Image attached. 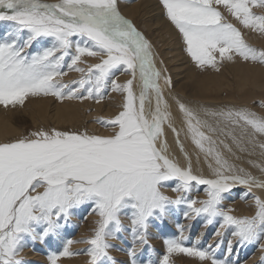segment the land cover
Instances as JSON below:
<instances>
[{
    "label": "snow or ice",
    "instance_id": "1",
    "mask_svg": "<svg viewBox=\"0 0 264 264\" xmlns=\"http://www.w3.org/2000/svg\"><path fill=\"white\" fill-rule=\"evenodd\" d=\"M160 2L198 69L218 72V60L232 61L234 57L264 64V50L249 45L220 11L221 7L227 9L244 27L264 34V15L253 12L254 8H264V0ZM0 21L15 25L10 33L15 38L0 43V105L5 108L39 96H52L61 102L91 99L100 103L109 86L112 92L124 94L122 110L113 119L97 121L118 129L110 136L52 128L33 132L31 137L0 142V264H22L17 257L25 247V235L43 241L57 233L63 226L59 221H67L72 208L86 203L99 217L93 234L81 241L68 240L62 252L49 256L50 264L80 255L71 250L73 243L89 246L84 253L89 257L88 264H115L109 241L121 231L120 214L124 209L132 210L129 264H138L137 251L150 246V218H164L170 206L180 205L186 206L187 219L203 215L206 226L220 218L217 237L231 227L241 245L258 243L264 249V198L253 195L255 210L250 216L233 215V209L224 207L225 194L235 186H245L251 192L254 187L264 189V181L231 164L217 140L209 135L219 131L240 151H247L249 144L264 150V143H256L258 136H264V116L246 107L197 109L172 96L193 144L215 165H208L211 178L195 174L179 138L180 131L170 123L169 101L160 84L163 80L171 89L172 78L156 68L151 43L122 15L118 0H0ZM25 31L27 38L20 43ZM45 38L51 39L50 47L32 55L26 52L33 42ZM84 56L98 57L99 62L79 67ZM66 57L70 63H65ZM65 67L82 74L71 86L58 79L68 74ZM117 71L131 78L118 83L113 78ZM137 79L142 83L138 96L134 91ZM150 96L154 97L155 107L146 111ZM201 113L209 119L201 118ZM165 124L189 160L187 166L169 155L168 144L162 139ZM219 145L232 152V145L224 140H219ZM173 180V191L186 194L195 186H205L207 198H170L161 188ZM37 225L45 226L42 233L36 232ZM186 240L181 226L177 238L164 241L167 254L160 264H171L173 254L196 258L201 264H229L227 258L216 256L219 243L201 248L197 246L199 238L192 246H186ZM231 247L229 241V253Z\"/></svg>",
    "mask_w": 264,
    "mask_h": 264
},
{
    "label": "bare ground",
    "instance_id": "2",
    "mask_svg": "<svg viewBox=\"0 0 264 264\" xmlns=\"http://www.w3.org/2000/svg\"><path fill=\"white\" fill-rule=\"evenodd\" d=\"M49 2H51V1H49ZM118 3L120 6V10H121L122 15H124L127 19H130V18H132L134 20L138 19V21L142 24V26L146 29V31L148 33H150V35H152V40L154 42V47L152 45V52H153V57H154L156 68L158 70H160L163 75L170 76L172 78V81H173V87L171 89H168L164 85L163 80L160 81V84H161L163 91H164L165 99H167L169 101V105H170V108H169V111L171 112L170 123L174 127H176L178 131H180V137L179 138H180L181 142L183 143L184 149L187 152L188 157L191 161L193 172L195 174L204 175L205 177L211 178L212 177V169L209 168L208 165L210 163H213V166H215L214 162L211 160L210 157L206 160L205 155L202 152H200L199 149L193 144L191 137H190L189 133L187 132L186 126L183 123L182 114L179 113V111L177 110V108L175 106V101H173L171 99V97L176 96L179 99H181L182 101L187 102L189 104V106L197 108V109L200 106H204V107L214 109V110H219L221 108H230V107H236V108L246 107L247 109L257 113L259 116H264V106L261 107V106L256 105L259 102H260V104L264 105V65L258 66V64L260 65V63H258L257 66L255 65V67H254L253 65L251 66L249 63V65H250L249 66L246 64L247 62L245 63V61H241L240 58L238 59L237 57H234V59L232 61H228V60H224L223 62L221 61L222 63L220 62L218 64V67L220 69L218 72L212 68H206L204 70L198 69L197 67H195L194 62L191 60L190 56L182 48L180 35L178 34L175 27L165 18L163 8H161L160 5L157 4V3H159L158 1L152 0V3H153L152 5H144L143 0H134V1L119 0ZM236 20L237 19L235 18L234 21H236ZM138 21H136V22H138ZM8 22H10V21H8ZM6 23H7V21H6ZM5 25H7V24H5ZM238 25H240V24H238ZM8 27H9V25H8ZM8 27H6V29ZM10 27H11V25H10ZM1 29H2V27H1ZM13 29L14 28L12 27V30ZM4 30H5V28H4ZM12 30H10L9 33H11ZM3 32H1V34ZM242 32H243V30H242ZM9 33H7L8 36L10 35ZM3 34H2V36L5 37V35H3ZM246 34L248 36H250V38L252 39L251 35L253 34V31L249 32V30H247ZM9 38L11 39L12 37H9ZM9 38H8V40H9ZM13 38H14V36H13ZM253 38L255 40H259L260 44H262L264 46V39L262 38V36H260V37L256 36ZM3 40H5V39H3ZM3 40H2V42H3ZM8 40H5V41H8ZM47 40H48V42L51 41V40L49 41L48 38H47ZM47 40H45V43L43 42V44H41V45H43V46H44V44L46 45ZM252 43H251V45H252ZM33 44H35V43H33ZM151 44H152V42H151ZM41 45H40V47H41ZM47 46H49V45L47 44ZM47 46H45V47H47ZM36 47L35 46H34V48L30 47L29 49L30 50L35 49ZM255 47H258V45ZM38 48L39 47H37V50H38ZM35 51H36V49H35ZM81 59H82V62L78 65L79 67H83V66L85 67L83 62H86V61H88V62L91 61L93 63H96V61L99 62L98 57H86V56H84ZM254 64H255V62H254ZM219 65H222V67ZM87 66H88V64H87ZM69 72L65 76L66 79L63 78V80H68L71 78V82H72V79L74 77H76L78 75V73L75 71H69ZM130 78L131 77L128 74H122V76L119 78V82H121V84H122ZM66 83H67V81H66ZM69 84H71V83H69ZM141 90H142V83L139 79H137L134 82V91H135L137 96L139 95ZM252 92L253 93L257 92L255 95L260 97L261 100L253 101L251 99L252 95H253ZM119 94H121V93H119V92H113L112 94L109 93L110 98L108 97V99H109V100H107L108 102L107 103L105 102L104 105H102V103L97 104L96 108L94 110V115H99L102 112H104L105 114H108V115L109 114L111 115L113 113H116V115H117L119 113V111L122 110L123 99H124L123 94L122 95H119ZM255 95H253V96H255ZM51 101L52 100L49 97H44V96L35 97V99H31L29 101L30 102V103H28L29 106L26 108V111L24 110L25 111L24 113L27 116L29 114L31 117V120H34L36 123L37 122H43V121L50 118V119H52V121L54 120L56 123L60 122V120H61L64 122H71V124H76V123L79 124L80 122L85 121L86 119L89 118V114H87V112L85 111V108L87 105L86 101H77V100H71V101L65 100L62 102L59 100H57L55 102L54 101L51 102ZM105 104H106V106H105ZM154 107H155L154 97L150 96L149 101H146V104H145L146 111L152 110V109H154ZM5 112L6 111L0 110V140H5L8 137H11V136L18 134V132H19L18 126H16L15 123L13 124L14 121H13L11 114L8 111H7V113H5ZM105 114H103V115L105 116ZM201 118L209 119L208 117H204L203 113H201ZM108 120H110V119L108 118ZM78 124H76V125H78ZM213 124H214V122H213ZM91 125L92 124H90V126ZM214 126H215V124H214ZM92 128L93 129L99 128L98 133H99V135H102V136H110L111 134H113L112 132L114 130L115 131L118 130L116 128H109V127H104V126L97 127L95 125H93ZM205 131H207V130L205 129ZM209 135H212L213 139L217 140V144H218L220 151L223 152L225 158L228 159L231 164H234L237 168H244L246 170V172L250 173L251 175L256 177L258 180L264 181V171L261 170V169H264V154H262V152H264V150H262L258 146H253V145L249 144V145H246L247 151H240L238 148H236L234 145H232V141L228 137L221 135L219 131H217L215 133H209ZM14 138H15V140L19 139L16 136ZM162 139L165 140L168 144L169 155L171 157H173L175 160H177L181 166H187L189 160L185 159L184 153H182L180 151L179 145L176 143V136L171 131V129L168 127L167 124L164 125V136L162 137ZM219 140H224L229 145H232V152H228L227 150H225L223 148L222 145H219ZM256 143H257V145L259 143H264V136H258L256 138ZM249 161H253L254 164L249 163ZM204 188H205V186H195L194 192L193 191L192 192L193 193L199 192L198 193L199 195L206 196V192H205ZM169 189H170V187H169ZM192 192H190V193H192ZM171 194H173V193H171ZM253 195L260 196L261 198H264V189L254 187L251 189V192H249L245 186L237 185L229 193L225 194L226 199L224 200V203H225L227 208H231L233 210L235 208L238 210V212H242L241 214H243L244 212H247V211L248 212L253 211V213H254L255 209H254ZM241 197H244V198L241 199ZM90 208H91V206H90ZM181 210L183 211L182 208H181ZM184 211H186V210H184ZM237 214H236V216H238ZM246 214L247 213H245V215ZM199 217H201V216H199ZM89 218H91V217H89ZM130 218H131V216H130ZM198 219L200 220V218H198ZM202 220H204V219H201V221ZM169 221H173L171 216H169ZM202 223L201 224L203 226L201 225V227L204 230L206 228V221H202ZM219 223H220V221H219ZM171 224H172V226L174 225L173 222H171ZM186 224H187V222H186ZM86 228H87V225H85L83 228H81V230H85ZM189 228H192L191 224H190ZM229 228H231V227H229ZM195 229H196V227H195ZM198 230H200V229H198ZM231 230H233V229L231 228ZM186 231H187V228H186ZM170 232H171V230L166 231L165 235H163V233L160 235L165 236V238H166L167 236H169ZM198 233H200V232H198ZM122 234H124V232ZM227 234L225 235L226 237H227ZM229 235H230V233H229ZM232 237H233V235L231 234L230 238L232 239ZM153 238H156V236L153 235ZM213 238L215 239V237H213ZM74 239H76V238H74ZM77 239H81V238L78 237ZM67 240H68V238H67ZM128 240H129V238H128ZM233 241H234V238H233ZM155 242H157L158 246H161L162 242L164 244V241L159 240V239H156ZM226 243H229V241ZM77 245H78V243L73 244L72 246H73V248H75V247H77ZM123 247H124V245H123ZM253 247H254V245H253ZM48 248L49 249L46 251L48 254L46 252H44V253L46 255L50 256L52 254V251H50V246ZM23 249L25 250V248H23ZM51 249L52 250L54 249V244L51 246ZM232 249H233V247H232ZM228 251L229 250H226V252H228ZM249 252H250V250H249ZM254 252L256 253V251H254ZM118 253H120V252H118ZM240 254H242V253H240ZM46 255L45 256L43 255V258H45L47 261ZM252 255H255L257 257L258 253H256V254L253 253ZM181 256H182V254H181ZM255 256H251L253 258V261L256 259ZM71 258H73V259H71ZM62 260H64L65 262H68L70 264H83L86 261V259H83L81 257H74V256L70 257V258H62ZM62 260L59 261L60 262L59 264H65V262ZM183 260H185V259H183ZM240 260H242V259H240ZM249 260L250 259H248V261ZM228 261H229V259H228ZM85 263H87V262H85ZM190 264H194V263L191 262ZM199 264H201V263H199Z\"/></svg>",
    "mask_w": 264,
    "mask_h": 264
},
{
    "label": "rangeland",
    "instance_id": "3",
    "mask_svg": "<svg viewBox=\"0 0 264 264\" xmlns=\"http://www.w3.org/2000/svg\"><path fill=\"white\" fill-rule=\"evenodd\" d=\"M48 2L51 1V2H56V0H47ZM119 1V0H118ZM131 1H134V0H131ZM158 1L159 3H157L158 5H160V7L162 8L161 6V2L160 0H156ZM143 4L144 5H152V0H143ZM223 7L220 8V11L222 12V15L224 17V20L228 23H232L234 26H236L238 29H240L241 33L243 34V38L245 39V41L255 47L258 45V47H255L257 50H264V46L262 44H260V41L259 40H255L253 37H260L262 36V38L264 39V34L260 33L259 31H255L253 29H247L245 28L238 20L234 21L235 17H233L231 15V13ZM121 11V10H120ZM164 11V9H163ZM226 12V13H225ZM228 12V13H227ZM253 12L256 13L257 15H264V8H254L253 9ZM164 14H165V11H164ZM165 18H166V15H165ZM131 21L136 24L135 26L137 27V29L139 31H141L143 34H145L144 36L149 40V42L153 45L154 47V42L152 40V35H150V33H148L146 31V29L142 26V24L137 20H134L132 18H130ZM167 19V18H166ZM168 20V19H167ZM138 21V22H136ZM5 22V23H4ZM136 22V23H135ZM0 43H4L5 40H8L9 37H12L11 39L9 38V40L11 41L13 38L12 35H9L7 33L10 32V30H12V27L14 28V23L13 22H8L6 23V21H0ZM4 23V24H3ZM9 23V24H8ZM7 24V25H5ZM240 24V25H238ZM9 25V27H8ZM11 25V27H10ZM2 27V29H1ZM5 30H4V28ZM6 27H8L6 29ZM240 27V28H239ZM243 32H242V30ZM245 29V30H244ZM249 30V32L253 31V36L251 35L252 39L250 38V36H248L246 33H247V30ZM177 30V29H176ZM4 31V32H3ZM13 31V30H12ZM1 32H3L2 34L5 35L2 36ZM178 32V30H177ZM6 33V34H5ZM12 33V32H11ZM27 32H22L21 33V40L19 41L20 43H22V41L24 39L27 38ZM10 34V33H9ZM26 34V35H25ZM179 34V32H178ZM7 35V36H6ZM180 35V34H179ZM148 36V37H147ZM4 37V38H3ZM24 38V39H23ZM180 38H181V35H180ZM3 42H2V40ZM49 41L51 40L50 38H48ZM75 39V38H74ZM7 41V42H10V41ZM45 40H47V38L41 40L42 42L39 44L37 42H33L35 44H33L35 47H39L38 50H37V47L35 49H26V52L29 54V55H32V54H35L36 52H39V51H42L43 50V47L45 48V46H47V44L49 46L47 47H50L52 41L46 42V45L43 44V42L45 43ZM6 42V41H5ZM251 42V43H250ZM181 43H182V48L184 49V44L182 42V39H181ZM255 46H254V45ZM257 44V45H256ZM31 46L32 48H34V46ZM41 45V47H40ZM43 46V47H42ZM262 48V49H261ZM28 50V51H27ZM155 50V49H154ZM217 56H218V53H217ZM87 57V56H86ZM239 59V57H237ZM241 61H243L242 59H240ZM91 62V61H90ZM88 61L86 62H83V64L85 65V67L87 68V64L89 65ZM97 62V61H96ZM221 61H218V64L220 63ZM223 62V61H222ZM221 62V63H222ZM65 63H70V58H67L66 57V61ZM87 63V64H86ZM93 63V62H91ZM90 63V64H91ZM246 63V62H245ZM250 65L254 66L255 65L257 66L258 63H255L251 61L247 62L246 64L247 65ZM249 65V66H250ZM261 65H264V64H258V66H261ZM222 67V65H219ZM84 67V66H83ZM84 67V68H85ZM64 71H67V73L69 72L67 70V67H65ZM70 73V72H69ZM122 74H125V73H122V72H119L117 71L116 72V75L113 77L114 79L117 80L118 83H121L119 82V78L122 76ZM81 73H78V77H74L72 79L73 80H78L81 78ZM66 79L65 76L62 77L61 79L58 78L60 80V83H63V84H68L71 86V78L68 79V80H63ZM76 78V79H75ZM67 81V83H66ZM176 87V86H175ZM110 94H112L113 92L111 91V88L109 86V89L108 91L106 92L105 94V97L103 100L100 101V103H102V105H104V103L108 102L107 100L108 97L110 98ZM257 92L253 93V95H255ZM119 95H122L119 94ZM252 95V100L253 101H258V100H261L260 97H258L257 95L253 96ZM124 96V94H123ZM49 98H51L52 101H57V99L55 97H52V96H48ZM122 97V96H121ZM31 99H35V97H29L25 100L24 104L23 105H16V106H12V105H9L7 108H5L3 105H0V110L2 111H6L5 113H7V111L11 114L12 118H13V124L15 123L16 126H18V134L14 135V136H11V137H8L6 138L5 140H0V142H10V140L14 141L15 140V136L17 138H24V137H31V133L33 132H37L41 129L43 130H51L52 128H55L57 130H66V131H76V132H87L88 134H95V135H99L98 133V129L99 128H92L93 125L97 126V127H102L101 124L97 123L98 120H108L109 119H113V117L116 116V113H113V114H105L104 112L100 113L99 115H94V110L96 108V105L99 104V103H96L95 100H86V108H85V111L87 112V114H89V118L86 119L85 121H82L80 122L78 125L76 124H71V122H64V121H61L56 123L54 120L52 121V119H47L43 122H35L34 120H31V117L30 115L28 114L25 115V111H26V108L29 106L28 103H30L29 101ZM51 101V102H52ZM257 106H261L263 107L264 105L257 103L256 104ZM106 106V104H105ZM260 107V108H261ZM9 108V109H8ZM25 110V111H24ZM13 111V112H12ZM105 114V116L103 115ZM107 115V116H106ZM27 116V117H26ZM95 116V117H94ZM100 117V118H99ZM90 124H92L90 126ZM109 128H112V127H109ZM117 131V130H116ZM115 130L112 132L114 133ZM112 135V134H111ZM19 136V137H18ZM14 138V139H13ZM16 138V139H17ZM172 185H171V184ZM176 186V181H168L166 182L165 186L161 188V191L169 196L170 198L172 199H175L177 196L179 195H182L181 193H178V192H173V188ZM170 187V189H169ZM42 190V189H41ZM172 190V191H171ZM194 192V188L192 190ZM191 191V192H192ZM196 191V190H195ZM173 194H171V193ZM186 193V194H183V195H187L188 197H190L191 199H197V200H204L207 198V196H202V195H199L197 193ZM193 196V197H192ZM88 206V207H87ZM91 204H84V205H81L79 207H74L70 210V217L67 221L63 220V218L59 221L63 226L58 229L57 233L56 234H50L48 236H46L44 238L43 241H40V240H32L31 237L25 235L24 238H23V241L22 243L25 245V250L22 249V251H20L19 253V256L17 257L18 259H21L22 260V264H50V261H49V255H46L44 252H46L50 246V251H52V254L53 253H60L63 251L64 249V246L67 244V241L68 240H71L72 241H81V240H84L88 237H90L92 234H93V229L97 226L96 225V221L99 219V217L95 216V214L92 213V206L90 208ZM199 206V205H197ZM224 207H226L225 203H224ZM181 208L183 209V211L181 210ZM234 208V207H233ZM186 209V206L185 205H180V206H170L168 208V213H167V216L164 217V218H161L159 216H154L152 218H150L149 220V228H148V235H149V245L150 246H144L142 247L141 249H139L137 251V260H138V264H148L149 261H151V264H160V261L163 259V256L166 255L167 253V249H166V245L165 243L163 244V242L161 243L162 245L161 246H158L157 245V242H155L156 239H159V240H167V239H172V238H177L180 234V227L183 226L184 227V230H185V235L187 236V240L185 241V245L186 246H192L193 244L196 243L197 241V238H199V243L197 244L198 247H201V248H205L206 246H208L209 244L213 245L215 247L216 244H220V247L217 249V253L216 252V256L218 259H224V258H227V260L229 259V264H264V249H262L260 247V245L258 243H252V244H244V245H241V243L239 242V240L235 237H232V239L230 238L231 237V234L233 233L231 230V228H228L226 230H223V235L220 236V237H217L215 235V231L216 229L218 228L219 226V221H220V218H217V220H215L213 222L212 225H207L206 228L203 230V228L201 227V225L203 224L202 221H206L205 217L203 215H201V217H194L192 219H187L185 218V215L184 213L186 211H184ZM235 210V211H234ZM233 212L231 214L233 215H237L238 216H250L253 214V211L252 212H244L243 214H241L242 212H238L237 209L234 208ZM181 211V212H180ZM237 211V212H236ZM131 212L132 210L131 209H124L122 210L121 214H120V219H121V231L117 232L116 233V239H113V240H110L109 243L112 245V247L109 249V253L110 255L113 257L114 259V262L115 264H129V257H128V249L130 247H132V244H133V236H132V232H131V228H132V225H131ZM175 214H174V213ZM236 212V213H235ZM245 213H247L245 215ZM178 214V215H177ZM250 214V215H249ZM175 215V216H174ZM88 218H87V217ZM169 216H171V218L173 219V221H169ZM91 217V218H89ZM204 217V218H203ZM96 218V219H95ZM184 218V219H183ZM197 218V219H196ZM200 218V220L198 219ZM90 219V220H89ZM201 219H204L201 221ZM74 220V221H73ZM194 221V222H193ZM171 222L174 223V225L172 226ZM180 222V223H179ZM183 224H182V223ZM187 222V224H186ZM191 222V223H190ZM80 223V224H79ZM189 223V224H188ZM202 223V224H201ZM191 224V227L192 228H189ZM85 225H87V228L85 230H81V228H83ZM124 225V226H123ZM187 225V226H186ZM214 225V226H213ZM218 225V226H217ZM203 226V225H202ZM42 227V228H41ZM44 225H37L35 226V230L37 233H42L43 230H44ZM114 227V226H113ZM124 227V228H123ZM196 227V229H195ZM186 228H187V231H186ZM189 228V229H188ZM200 229V230H198ZM171 230L169 236H167L165 238V236H161L160 234L163 233V235H165L166 231H169ZM229 230V231H228ZM80 231V232H79ZM231 231V232H230ZM124 232V234H122ZM126 232V233H125ZM200 232V233H198ZM228 233V234H227ZM230 233V235H229ZM128 236H126V235ZM197 234V235H196ZM227 234V237L225 236ZM153 235L156 236V238H153ZM215 235V236H214ZM130 236V237H129ZM201 238H200V237ZM224 236V237H223ZM229 236V237H228ZM78 237H80L81 239H77ZM215 237V239L213 238ZM223 237V238H222ZM68 238V240H67ZM76 238V239H74ZM129 238V240H128ZM220 238V239H219ZM229 238V239H228ZM233 238H234V241H233ZM131 239V240H130ZM209 239V240H208ZM67 240V241H66ZM231 241V245L233 247H231V252L229 253L226 252V250L229 249V243H226L228 241ZM210 241V242H209ZM222 241V242H221ZM66 242V243H65ZM155 242V243H154ZM226 244H225V243ZM125 243V244H124ZM128 243V244H127ZM132 243V244H131ZM154 243V244H153ZM224 243V244H223ZM54 244V249L52 250L51 249V246ZM73 244H76V243H73ZM72 244V245H73ZM64 245V246H63ZM71 245V250L72 251H79L81 252L80 255H76L74 257H81L83 259H86L85 262L87 263H83V264H88L89 262V257L84 254L85 253V250L89 247L87 244H84V243H78L77 247L73 248V246ZM124 245V247H123ZM129 245V246H128ZM206 245V246H205ZM254 245V247H253ZM257 245V246H256ZM238 246V247H237ZM159 247V248H158ZM161 247V248H160ZM228 247V248H227ZM251 247V248H250ZM227 248V249H226ZM249 248V249H248ZM31 249V250H30ZM34 249V250H33ZM223 249V250H222ZM225 250V251H224ZM250 250V252H249ZM253 250V251H252ZM122 251V252H121ZM254 251H256V253H258V256L256 257L255 255H252L253 253L256 254ZM26 252V253H25ZM28 252V253H27ZM40 252V253H39ZM120 252V253H118ZM244 252V253H243ZM247 252V253H246ZM47 253V252H46ZM236 253V254H235ZM242 253V254H240ZM48 254V253H47ZM222 254V255H221ZM38 255V256H37ZM43 255L47 256V261L45 258H43ZM179 255V256H178ZM221 255V256H220ZM227 255V256H226ZM235 255V256H234ZM41 256V257H40ZM251 256H255L256 259L253 261V258ZM181 259H180V258ZM172 258V259H171ZM42 259V260H41ZM73 259V258H71ZM185 259V260H183ZM189 259V260H188ZM242 259V260H240ZM244 259V260H243ZM248 259H250L248 261ZM252 259V260H251ZM62 260V258L60 259ZM177 260V261H176ZM181 260V261H180ZM196 260V261H195ZM232 260V261H231ZM237 260V261H236ZM262 260V261H261ZM43 261V262H42ZM46 261V262H45ZM64 261V260H62ZM253 261V262H252ZM261 261V262H260ZM65 262V261H64ZM170 262L171 264H190L191 262H193L194 264H199L201 262L197 261L196 258H191V257H186V256H181V254H173L171 257H170ZM190 262V263H189ZM239 262V263H238ZM243 262V263H242ZM259 262V263H258ZM60 263V262H59ZM205 264H208L209 262H204ZM65 264H70L68 262H65ZM105 264H110V262H105Z\"/></svg>",
    "mask_w": 264,
    "mask_h": 264
}]
</instances>
